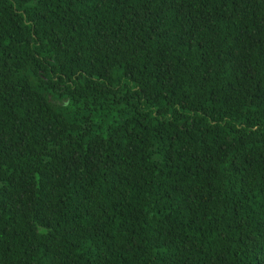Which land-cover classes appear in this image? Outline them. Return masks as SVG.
<instances>
[{"label": "trees", "instance_id": "obj_1", "mask_svg": "<svg viewBox=\"0 0 264 264\" xmlns=\"http://www.w3.org/2000/svg\"><path fill=\"white\" fill-rule=\"evenodd\" d=\"M0 264H264V0H0Z\"/></svg>", "mask_w": 264, "mask_h": 264}]
</instances>
